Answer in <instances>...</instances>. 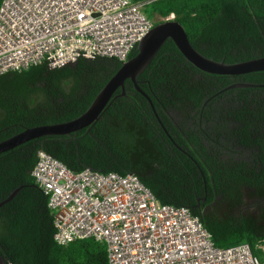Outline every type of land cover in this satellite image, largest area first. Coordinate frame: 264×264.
<instances>
[{
	"label": "trees",
	"instance_id": "trees-1",
	"mask_svg": "<svg viewBox=\"0 0 264 264\" xmlns=\"http://www.w3.org/2000/svg\"><path fill=\"white\" fill-rule=\"evenodd\" d=\"M145 13L173 16L209 59L233 64L264 56V0H155ZM120 66L98 56L1 75L0 142L77 118ZM137 82L150 102L126 80L125 95L115 92L89 132L45 136L0 154V202L19 189L0 207L5 264H108L104 243L55 244L47 197L31 177L39 151L73 172L137 176L160 204L189 209L217 248L247 243L253 253L264 244V87L225 90L264 84V71L202 72L168 39Z\"/></svg>",
	"mask_w": 264,
	"mask_h": 264
},
{
	"label": "built area",
	"instance_id": "built-area-1",
	"mask_svg": "<svg viewBox=\"0 0 264 264\" xmlns=\"http://www.w3.org/2000/svg\"><path fill=\"white\" fill-rule=\"evenodd\" d=\"M153 1L1 0L0 76L98 56L123 63L154 26L145 13ZM31 177L58 246L93 239L106 245L108 264H264L247 243L217 248L189 209L160 204L133 174L73 172L39 151Z\"/></svg>",
	"mask_w": 264,
	"mask_h": 264
},
{
	"label": "water",
	"instance_id": "water-1",
	"mask_svg": "<svg viewBox=\"0 0 264 264\" xmlns=\"http://www.w3.org/2000/svg\"><path fill=\"white\" fill-rule=\"evenodd\" d=\"M168 39L175 44L179 52L190 64L202 72L213 75L238 76L264 71V56L233 64L215 61L203 56L192 46L184 28L172 16L155 24L149 33L140 40L136 47V55L121 63L120 68L98 92L84 113L64 123L26 128L20 133L1 141L0 154L11 151L31 140L45 136H67L85 128H87L89 132L90 128L98 121L110 101L115 98V92L121 90L120 96L125 95L124 87L126 80H131L134 84V88L150 102L148 97L138 87L137 77L147 68ZM248 87H264V84H232L225 88V90ZM220 93H217L213 97ZM18 190L19 189H16L7 199L0 202V207L12 200ZM0 264H5L1 255Z\"/></svg>",
	"mask_w": 264,
	"mask_h": 264
},
{
	"label": "rangeland",
	"instance_id": "rangeland-1",
	"mask_svg": "<svg viewBox=\"0 0 264 264\" xmlns=\"http://www.w3.org/2000/svg\"><path fill=\"white\" fill-rule=\"evenodd\" d=\"M147 17H149L147 15ZM172 17V16H170ZM151 21L153 22V25L158 24L162 21H164L163 18H160L158 16L149 17ZM253 255L258 258L260 262H264V244L259 245L257 248L253 249Z\"/></svg>",
	"mask_w": 264,
	"mask_h": 264
}]
</instances>
